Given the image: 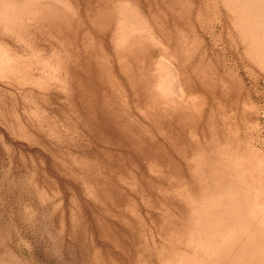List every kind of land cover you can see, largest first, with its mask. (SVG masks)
I'll use <instances>...</instances> for the list:
<instances>
[{"label":"rangeland","instance_id":"374dc122","mask_svg":"<svg viewBox=\"0 0 264 264\" xmlns=\"http://www.w3.org/2000/svg\"><path fill=\"white\" fill-rule=\"evenodd\" d=\"M54 1L0 0V264H264V0Z\"/></svg>","mask_w":264,"mask_h":264},{"label":"bare ground","instance_id":"6f19581e","mask_svg":"<svg viewBox=\"0 0 264 264\" xmlns=\"http://www.w3.org/2000/svg\"><path fill=\"white\" fill-rule=\"evenodd\" d=\"M2 1V0H1ZM15 1V0H14ZM51 1V0H50ZM249 1H251V0H249ZM11 2V1H10ZM36 2V1H35ZM48 2V1H47ZM54 2H57V0L56 1H54ZM264 2V1H263ZM1 3V2H0ZM27 3H28V1H27ZM63 3V2H62ZM247 3V2H246ZM248 3H250V2H248ZM253 3V2H252ZM36 4V3H35ZM58 4V3H57ZM244 5H245V3H243ZM257 4V3H256ZM4 5V4H3ZM24 5H26V3L24 4ZM65 5V4H64ZM72 5V4H71ZM248 5V4H247ZM2 6V5H1ZM5 6V5H4ZM21 6V5H20ZM37 6V5H36ZM59 6H62V5H59ZM68 5H65V7H63V8H65V9H68V7H67ZM7 7V6H6ZM10 7V6H9ZM15 7V6H14ZM21 7H23V6H21ZM28 7V6H27ZM8 8V7H7ZM69 8H70V6H69ZM259 8V7H258ZM14 9V8H13ZM61 10V9H60ZM255 10V9H254ZM1 11V10H0ZM70 11V10H69ZM17 12V11H16ZM72 12H73V10H72ZM259 12V11H258ZM14 13V12H13ZM261 13V12H260ZM259 13V14H260ZM263 13V12H262ZM61 14V13H60ZM72 14V13H71ZM264 15V14H263ZM8 16V15H7ZM57 16H58V14H57ZM61 16V15H60ZM64 16V15H63ZM65 17V16H64ZM6 19H7V17H6ZM68 19V18H67ZM14 20V19H13ZM65 21V20H64ZM71 21H73V20H71ZM251 21V20H250ZM262 21H263V19H262ZM13 22V21H12ZM15 22V21H14ZM69 23H70V21H69ZM144 23V22H143ZM8 24V23H7ZM258 24V23H257ZM255 25V24H254ZM253 25V26H254ZM262 25V24H261ZM68 26V25H67ZM146 26V25H145ZM264 26V25H263ZM264 28V27H263ZM140 29H143V28H141L140 27ZM148 29V28H147ZM249 29V28H248ZM263 30V29H262ZM123 32V31H122ZM135 35H137V34H135ZM251 35H253V34H251ZM117 36V35H116ZM124 37V36H123ZM132 37V36H131ZM134 38H135V36H134ZM134 38H132V39H134ZM128 39H131V38H128ZM261 39V38H260ZM263 39V38H262ZM125 41V40H124ZM258 41H260L259 39H258ZM263 41H264V39H263ZM87 41H85V43H86ZM120 42V41H119ZM136 42H137V39H136ZM139 42V41H138ZM163 42V41H162ZM123 43V42H122ZM137 44V43H136ZM161 44V43H160ZM126 45V44H125ZM128 45V44H127ZM134 45V44H133ZM162 46V45H161ZM167 46H168V44H167ZM163 47V46H162ZM127 49V48H126ZM133 50H134V48H133ZM136 50V49H135ZM130 54V53H129ZM134 54V53H133ZM109 55V54H108ZM122 56V55H121ZM99 57V56H98ZM110 57V56H109ZM134 57V56H133ZM122 58V57H121ZM60 63V62H59ZM62 65V64H61ZM64 65V64H63ZM62 67V66H61ZM57 68V67H56ZM57 70V69H56ZM130 70V69H129ZM59 71V70H58ZM58 75V74H57ZM175 75V74H174ZM204 75V74H203ZM203 75H202V77H203ZM60 76V75H59ZM62 76H63V74H62ZM120 76V75H119ZM132 76V75H131ZM118 77V76H117ZM64 78V77H63ZM118 80V79H117ZM126 81V80H125ZM65 82V81H64ZM131 83H132V81H131ZM124 85H125V83H124ZM132 85V84H131ZM68 87V86H67ZM175 89V88H174ZM146 90H147V88H146ZM192 90V89H191ZM121 91V90H120ZM123 91V90H122ZM173 91H175V90H173ZM123 93V92H122ZM175 93V92H174ZM190 93V92H189ZM193 93V92H192ZM151 94V93H150ZM173 94V93H172ZM172 94H170V95H172ZM123 95V94H122ZM188 96V95H187ZM126 97H127V95H126ZM191 97H192V95H191ZM121 98V97H120ZM177 98V97H176ZM185 99H186V97H185ZM128 101V100H127ZM187 101V100H186ZM180 102V101H179ZM124 103H126V102H124ZM128 104V103H127ZM190 104V103H189ZM182 105V104H181ZM125 106V105H124ZM127 106V105H126ZM171 106V105H170ZM184 107V106H183ZM185 108H187V107H185ZM189 108H190V106H189ZM178 110V109H177ZM124 111V110H123ZM182 111V110H181ZM204 111V110H203ZM180 112V111H179ZM125 113H126V111H125ZM184 113V112H183ZM127 114V113H126ZM190 115V114H189ZM127 116H128V114H127ZM196 117H194V119H195ZM128 120V119H127ZM194 124V123H193ZM192 125V124H191ZM195 132V131H194ZM165 152V151H164ZM161 172V171H160ZM229 213V212H228ZM262 223H264V222H262ZM258 225V224H257ZM263 225V224H262ZM257 227V226H256ZM258 235V234H257ZM253 237V236H252ZM260 238V237H259ZM261 242V241H260ZM261 245V244H260Z\"/></svg>","mask_w":264,"mask_h":264}]
</instances>
